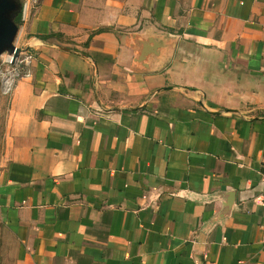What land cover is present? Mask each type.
<instances>
[{
  "label": "crops",
  "instance_id": "1",
  "mask_svg": "<svg viewBox=\"0 0 264 264\" xmlns=\"http://www.w3.org/2000/svg\"><path fill=\"white\" fill-rule=\"evenodd\" d=\"M15 43L4 264H264V0H39Z\"/></svg>",
  "mask_w": 264,
  "mask_h": 264
},
{
  "label": "water",
  "instance_id": "2",
  "mask_svg": "<svg viewBox=\"0 0 264 264\" xmlns=\"http://www.w3.org/2000/svg\"><path fill=\"white\" fill-rule=\"evenodd\" d=\"M22 13V3L19 0H0V59L3 54H15V58L22 49L15 48V41L19 33L16 22Z\"/></svg>",
  "mask_w": 264,
  "mask_h": 264
},
{
  "label": "built area",
  "instance_id": "3",
  "mask_svg": "<svg viewBox=\"0 0 264 264\" xmlns=\"http://www.w3.org/2000/svg\"><path fill=\"white\" fill-rule=\"evenodd\" d=\"M39 0H25L22 3V21L26 22L29 17L30 12L34 6L38 3ZM15 48L20 49L15 43ZM33 61V56L28 54L25 51H21L19 55L15 58V54H3L1 57V64L6 67L8 70L5 71L3 75L4 88L6 92H9L10 89L14 86L15 82L23 74V70L31 65ZM2 71H0V74ZM264 199V198H263Z\"/></svg>",
  "mask_w": 264,
  "mask_h": 264
},
{
  "label": "rangeland",
  "instance_id": "4",
  "mask_svg": "<svg viewBox=\"0 0 264 264\" xmlns=\"http://www.w3.org/2000/svg\"><path fill=\"white\" fill-rule=\"evenodd\" d=\"M21 3H23L25 0H19ZM21 21H22V16H21ZM24 22L22 21L21 24ZM20 24V25H21ZM7 54V53H6ZM1 123H0V133H1ZM8 253V242H7V237L5 234V230L3 228L1 216H0V264H4L6 260V256Z\"/></svg>",
  "mask_w": 264,
  "mask_h": 264
},
{
  "label": "trees",
  "instance_id": "5",
  "mask_svg": "<svg viewBox=\"0 0 264 264\" xmlns=\"http://www.w3.org/2000/svg\"><path fill=\"white\" fill-rule=\"evenodd\" d=\"M16 22L18 23V25L21 24V22H22V21H21V15L17 17Z\"/></svg>",
  "mask_w": 264,
  "mask_h": 264
}]
</instances>
